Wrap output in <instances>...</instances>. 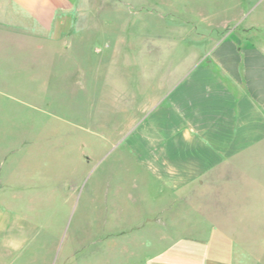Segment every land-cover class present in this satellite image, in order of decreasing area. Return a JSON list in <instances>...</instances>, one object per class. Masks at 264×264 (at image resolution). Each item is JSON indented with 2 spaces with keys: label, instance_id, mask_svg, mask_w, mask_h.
<instances>
[{
  "label": "rangeland",
  "instance_id": "374dc122",
  "mask_svg": "<svg viewBox=\"0 0 264 264\" xmlns=\"http://www.w3.org/2000/svg\"><path fill=\"white\" fill-rule=\"evenodd\" d=\"M29 8L0 0V264H141L162 245L115 199L134 187L127 142L145 111L128 78L174 45L264 43V0ZM241 231L237 264H264V226Z\"/></svg>",
  "mask_w": 264,
  "mask_h": 264
},
{
  "label": "crops",
  "instance_id": "0c3cea01",
  "mask_svg": "<svg viewBox=\"0 0 264 264\" xmlns=\"http://www.w3.org/2000/svg\"><path fill=\"white\" fill-rule=\"evenodd\" d=\"M18 2L38 16L70 0ZM169 49L128 78L142 85L145 111L127 142L134 187L124 201L116 190V203L162 245L141 264H237L241 230L264 226V43L229 37Z\"/></svg>",
  "mask_w": 264,
  "mask_h": 264
}]
</instances>
